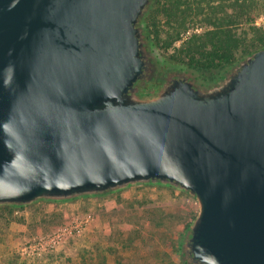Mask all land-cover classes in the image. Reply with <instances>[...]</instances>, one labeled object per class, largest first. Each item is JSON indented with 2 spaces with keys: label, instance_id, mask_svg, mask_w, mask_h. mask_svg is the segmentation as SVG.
<instances>
[{
  "label": "water",
  "instance_id": "obj_1",
  "mask_svg": "<svg viewBox=\"0 0 264 264\" xmlns=\"http://www.w3.org/2000/svg\"><path fill=\"white\" fill-rule=\"evenodd\" d=\"M152 4L0 0V207L173 188L198 205L185 264H264V48L145 95Z\"/></svg>",
  "mask_w": 264,
  "mask_h": 264
},
{
  "label": "rangeland",
  "instance_id": "obj_2",
  "mask_svg": "<svg viewBox=\"0 0 264 264\" xmlns=\"http://www.w3.org/2000/svg\"><path fill=\"white\" fill-rule=\"evenodd\" d=\"M256 25L264 29V16ZM160 52L179 66L171 53ZM187 69L197 86L214 83L223 72ZM197 213L189 194L149 185L71 202L0 207V264H182L179 248ZM57 234L60 243L48 246Z\"/></svg>",
  "mask_w": 264,
  "mask_h": 264
},
{
  "label": "trees",
  "instance_id": "obj_3",
  "mask_svg": "<svg viewBox=\"0 0 264 264\" xmlns=\"http://www.w3.org/2000/svg\"><path fill=\"white\" fill-rule=\"evenodd\" d=\"M263 16L264 0H153L146 18L148 40L171 53L174 64L201 75L223 74L264 48V29L256 25ZM183 255L184 261L189 258Z\"/></svg>",
  "mask_w": 264,
  "mask_h": 264
},
{
  "label": "flooded vegetation",
  "instance_id": "obj_4",
  "mask_svg": "<svg viewBox=\"0 0 264 264\" xmlns=\"http://www.w3.org/2000/svg\"><path fill=\"white\" fill-rule=\"evenodd\" d=\"M173 65L169 64L168 62L164 61L162 64H160V66L155 70L154 75L155 77L152 78V80H150L148 78V75L152 74L153 68L152 67H148V75L147 78L145 80H139L137 82V86L139 87H143L145 89V95H149L154 93L155 91H157L160 86L162 84L165 83V78L170 77L173 80H181L180 75L182 74L183 76H187L189 78V81L191 83H193L194 86H197L193 81V75H191L188 71L183 72L182 70L178 69H171ZM170 74H172V76H170ZM147 84V86H145V84ZM181 247L179 249V252L181 251ZM178 258L181 261H184V255L183 254H179Z\"/></svg>",
  "mask_w": 264,
  "mask_h": 264
},
{
  "label": "built area",
  "instance_id": "obj_5",
  "mask_svg": "<svg viewBox=\"0 0 264 264\" xmlns=\"http://www.w3.org/2000/svg\"><path fill=\"white\" fill-rule=\"evenodd\" d=\"M61 238H60V234L57 235H53L51 236L48 240H47V244L50 247H54L55 245H57L58 243H60Z\"/></svg>",
  "mask_w": 264,
  "mask_h": 264
}]
</instances>
